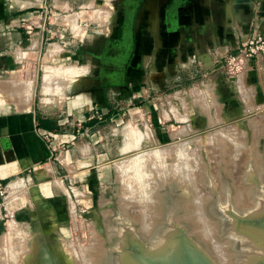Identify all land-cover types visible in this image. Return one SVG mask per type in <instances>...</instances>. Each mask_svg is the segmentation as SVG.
I'll return each instance as SVG.
<instances>
[{"label": "rangeland", "instance_id": "1", "mask_svg": "<svg viewBox=\"0 0 264 264\" xmlns=\"http://www.w3.org/2000/svg\"><path fill=\"white\" fill-rule=\"evenodd\" d=\"M40 1L6 2L31 12L38 9ZM217 1H223L224 14L222 22L213 31L214 52L218 55L213 64H207L205 69L209 72L205 76L161 95L146 97L137 108L125 109L112 121L76 135L69 148L60 144L54 158L6 183L11 186L5 199H0L1 264H27L28 254L24 255V252L30 251L29 242L33 237L41 246L54 248L64 244V249L76 250V260L69 264H96L102 253L104 258L100 261L104 263L113 217L126 215L137 225L138 235L152 224L151 232L147 233H153L147 238L150 241L164 225L163 203L169 189L175 194L173 204L179 210L173 215V221L186 224V235L203 245L208 254L222 264L219 256L215 257L212 243L218 241L222 245L230 240L232 246L233 239L218 238L220 219L211 212L215 196L204 184L205 181L209 185L206 168L208 165L209 174L217 183L216 192L221 204L226 201L223 173L236 214L254 208L250 197L252 191L256 196H262L258 186H262L261 171L264 174V0H251V9L246 6L236 8L232 0ZM195 4L196 0H46L42 9L46 13V23L59 26L64 36L62 40L68 35L71 41L74 40L75 65L69 70L75 75L76 89L80 91L92 76L98 84L116 83L126 77L134 65L131 60L134 51L145 37L152 36L159 46L166 45L165 49H175L180 41L186 53L190 49L188 45L198 44L201 38L207 44L202 35V22L196 19L201 13ZM152 8L155 12L149 17ZM72 18L74 22H68ZM192 27L196 30H191ZM54 39L50 41L57 43ZM247 40L253 44L243 46ZM62 47L60 40L58 50L61 54L64 53L60 51ZM228 55L234 57V61ZM44 69L49 79L64 74L63 69L68 72L62 58L59 63L46 65ZM181 158L189 162L187 170L192 171L190 178L193 180L188 184L178 181L174 171ZM131 163L134 164L132 167ZM248 163L258 179V186L242 183ZM193 194L198 197H191ZM198 201L202 203L201 212H206L211 219L209 222L215 223H212L215 233L211 230L209 241L193 233L198 223L194 225L190 219H184L186 214H197ZM200 225L198 227L202 229L203 225ZM143 234L139 235L142 240L148 236ZM227 245L222 254H229L228 261L234 264L239 252ZM95 246L101 254L96 253L98 248ZM2 256L5 257L2 259ZM65 257L71 256L66 253Z\"/></svg>", "mask_w": 264, "mask_h": 264}, {"label": "crops", "instance_id": "2", "mask_svg": "<svg viewBox=\"0 0 264 264\" xmlns=\"http://www.w3.org/2000/svg\"><path fill=\"white\" fill-rule=\"evenodd\" d=\"M6 1L0 0V181L5 184L54 158L60 143L69 148L76 135L112 121L130 106H140L146 97L205 76L209 72L207 64L215 61L213 31L224 15L223 1L196 0L201 13L196 19L202 22L207 44L201 38L198 44L190 43L186 53L180 41L175 49H165L166 45L159 46L152 36L148 37L137 45L131 58L134 65L126 77L116 83L98 84L91 75L85 88L77 91L75 75L69 72L75 65L74 40L69 35L67 41L62 40L59 26L46 23L42 9L46 0L31 12ZM233 5L253 7L250 0ZM154 12L152 8L148 16ZM60 40L62 54L58 50ZM61 58L68 73L46 78L44 67L59 63ZM45 135L51 140L47 141Z\"/></svg>", "mask_w": 264, "mask_h": 264}, {"label": "water", "instance_id": "3", "mask_svg": "<svg viewBox=\"0 0 264 264\" xmlns=\"http://www.w3.org/2000/svg\"><path fill=\"white\" fill-rule=\"evenodd\" d=\"M248 0H232V4ZM251 1V0H250ZM206 163V161H205ZM207 165V163H206ZM209 185L205 186L214 194L215 201L211 207L212 214L220 219L218 238H232L231 250L239 252L235 256L234 264H264V174L261 171L262 186H258V179L250 171V163L244 172L243 184H257L262 196L258 197L254 191L250 197L254 208L246 210L243 214H236L231 206V191L228 181L224 177L223 184L226 196L225 203L219 201L216 192L217 183L206 168ZM164 197L163 226L158 229L150 241L142 240L138 235V227L126 215L119 214L113 217L108 232V256L103 264H217L208 254L204 246L188 237V226L173 221V215L178 213V208L173 204L175 194L173 190L167 191ZM49 259L46 246L43 245L38 256V264L56 263L53 253L49 248Z\"/></svg>", "mask_w": 264, "mask_h": 264}, {"label": "bare ground", "instance_id": "4", "mask_svg": "<svg viewBox=\"0 0 264 264\" xmlns=\"http://www.w3.org/2000/svg\"><path fill=\"white\" fill-rule=\"evenodd\" d=\"M81 13V12H80ZM72 16L74 15V14H71ZM94 15H95V13H94ZM75 16V15H74ZM80 16H81V14H80ZM77 17V16H76ZM101 17V16H100ZM66 19V18H65ZM73 19V18H72ZM68 20V19H67ZM69 21V20H68ZM74 21V19L72 20V21H70L71 23ZM76 23V22H75ZM78 26V25H77ZM73 27V26H72ZM74 27H76V25L74 24ZM76 29V28H75ZM73 68V67H72ZM52 69V68H51ZM50 69V70H51ZM77 69V68H76ZM48 71V70H47ZM52 71V70H51ZM62 71H64V69L62 70ZM61 71V72H62ZM58 72V71H57ZM56 72V73H57ZM67 72V71H66ZM65 73V72H64ZM68 73V72H67ZM70 73H72L71 71H70ZM52 75V74H51ZM62 75V74H61ZM72 75V74H71ZM45 76H47V75H45ZM44 76V77H45ZM49 76V75H48ZM48 76L46 77V78H48ZM58 76H60V74L58 75ZM65 76V75H64ZM52 77V76H51ZM63 78V77H62ZM65 78V77H64ZM174 109V108H173ZM183 119V118H182ZM129 127V126H128ZM221 129V128H220ZM128 130V129H127ZM126 130V131H127ZM133 130V129H132ZM215 130V129H214ZM126 133V132H125ZM127 133H129V132H127ZM126 133V134H127ZM208 133V132H207ZM136 135H137V133H136ZM145 135V134H144ZM149 135V134H148ZM184 135V134H183ZM182 135V136H183ZM131 136H132V134H131ZM135 136V135H134ZM140 136V135H139ZM143 136V135H142ZM181 136V135H180ZM201 136V135H200ZM183 137H185V136H183ZM126 138V137H125ZM129 138H132V137H129ZM138 138V137H137ZM141 138V137H140ZM199 138V137H198ZM220 138V137H219ZM218 138V139H219ZM191 139V138H190ZM189 139V140H190ZM206 139V138H205ZM140 140V139H139ZM187 140V139H186ZM125 141V140H124ZM129 141V140H128ZM137 142V141H136ZM139 142V141H138ZM218 142V141H217ZM184 143H186V142H184ZM135 144V143H134ZM133 144V145H134ZM138 144V143H137ZM182 145H183V143H182ZM185 145V144H184ZM184 145H183V147H184ZM137 146V145H136ZM181 146V145H180ZM178 147V146H177ZM181 148H182V146H181ZM134 149V148H133ZM171 149V148H170ZM177 149H179V147L177 148ZM125 150V149H124ZM129 151V150H128ZM169 150H167V152H168ZM177 151V150H176ZM182 151H184V150H182ZM127 152V151H126ZM154 152H157V154L159 153V151H154ZM175 152V151H174ZM177 152H181V151H177ZM173 153V152H172ZM147 154V153H146ZM146 154H144L145 155V157H147V155ZM156 154V153H155ZM179 154H181V153H179ZM178 154V155H179ZM143 155V154H142ZM177 155V154H176ZM184 155V154H183ZM160 156V155H159ZM167 156V155H166ZM181 156V155H180ZM178 156H176V158H177ZM165 159H166V157H164ZM184 158V157H183ZM133 159V158H132ZM142 159V158H141ZM185 159H187V158H185ZM144 160H146V159H144ZM149 161H150V163H151V160L150 159H148ZM136 161V160H135ZM134 161V162H135ZM142 161H143V159H142ZM149 161H148V163H149ZM132 162V161H131ZM133 162V163H134ZM145 162V161H144ZM144 162H143V164H144ZM130 163V162H129ZM129 163H128V165H129ZM133 163H131L130 164V166L132 167L134 164ZM136 163V162H135ZM140 163V162H139ZM148 163H147V165H148ZM161 163V162H160ZM189 162H187L186 160H182V158L176 163V165H175V169H174V171L177 173V178H178V181H180V182H182L183 184H188V183H190L192 180H193V178H192V180H191V178H190V174L192 173V171L189 169V170H187V168H190V165L188 164ZM153 164V163H152ZM150 165V164H149ZM148 165V166H149ZM160 165V164H159ZM138 166V165H137ZM136 166V167H137ZM123 167V165L121 166V168ZM141 167H144V166H141ZM155 167H156V165H155ZM161 167V166H160ZM124 168V167H123ZM151 168V167H150ZM157 168V167H156ZM174 168V167H173ZM142 169H144V168H142ZM136 170V169H135ZM132 171V170H131ZM146 171H148V170H146ZM137 172V171H136ZM154 172V171H153ZM173 173V172H172ZM118 174H120L119 172H118ZM123 174V173H122ZM146 174V173H145ZM151 174H153V173H151ZM150 174V175H151ZM133 175H135V174H133ZM140 175V174H139ZM161 175H162V173H161ZM160 175V176H161ZM193 175V174H192ZM156 176V175H155ZM173 176V175H172ZM175 176V175H174ZM123 177V176H122ZM128 177V176H127ZM134 177V176H133ZM147 177H148V175H147ZM158 177V176H157ZM126 178V177H125ZM125 178H124V180H125ZM171 178V177H170ZM177 178H176V180H177ZM121 179V178H120ZM163 179V178H162ZM173 179V178H172ZM144 180H145V178H144ZM170 180V179H169ZM127 181V180H126ZM133 181V180H132ZM136 181V180H135ZM141 181H142V179H141ZM148 181V180H147ZM146 181V182H147ZM177 181V182H178ZM140 182V181H139ZM123 183H124V181H123ZM144 183V182H143ZM159 183V182H158ZM127 184V183H126ZM139 184H141V183H139ZM131 185V184H130ZM136 185V184H135ZM178 185H180V183L178 182ZM146 186V185H145ZM186 186V185H185ZM185 186H183L184 188H185ZM125 187V186H124ZM130 187V186H129ZM137 188V187H136ZM181 189H182V184H181ZM146 190V189H145ZM141 191V190H140ZM127 192V191H126ZM146 192V191H145ZM153 192H155V191H153ZM150 194H151V192H150ZM191 194V193H190ZM196 194V193H195ZM194 195V194H193ZM191 195V197H193V198H197L198 197V195ZM136 196V195H135ZM139 196V195H138ZM140 197V196H139ZM142 198V197H141ZM150 200V199H149ZM191 203V202H190ZM196 203V202H195ZM198 203V207L196 206V209H197V211H196V215H190V214H186L185 215V217H184V219L186 218V219H190V221H193L194 222V225H196L197 223H198V225L199 226H201L200 224H202L203 225V228L202 229H200V227H198V225H197V227H195V228H193V233L194 234H196L199 238H205V240H210V239H208V238H210L209 237V234H210V232L212 233V231L213 230H215L214 229V222H209V220L211 221V219L205 214L206 212H201L202 211V209H200V206H202V203L201 202H197ZM193 205H194V203H193ZM191 207V206H190ZM147 208V207H146ZM150 208V207H149ZM193 208H194V206H193ZM154 209V208H153ZM142 211V210H141ZM154 211V210H153ZM152 216V215H151ZM139 219V218H138ZM147 219V218H146ZM209 219V220H208ZM137 220V219H136ZM158 221V220H157ZM157 223V222H156ZM156 223H153V225L154 224H156ZM212 223H214V224H212ZM141 224V223H140ZM151 224V223H150ZM158 224V223H157ZM10 226H11V224H9ZM149 225V224H148ZM152 225V224H151ZM150 225V227H144L143 228V232L141 231V233L139 234V235H141V234H143V233H145V234H143L144 236H146V235H148L147 233L148 232H151L150 230H152L151 228H152V226ZM8 226V225H7ZM141 226V225H140ZM146 226H147V224H146ZM14 227V226H13ZM154 227V226H153ZM206 227L208 228V229H206ZM10 229L12 228V227H9ZM205 228V229H204ZM216 228V227H215ZM9 229V230H10ZM12 230V229H11ZM139 230V229H138ZM212 230V231H211ZM15 233L17 232V231H14ZM153 232V231H152ZM214 232V231H213ZM215 233V232H214ZM213 233V234H214ZM9 234V233H8ZM152 235L153 233H149V235ZM213 234H211V236L213 235ZM149 235L146 237V239H144V240H147V238L149 237ZM7 236V235H6ZM12 236V235H11ZM13 236H14V233H13ZM16 236V235H15ZM214 238H215V236H213ZM213 237H212V239H213ZM8 238H9V236H8ZM98 237H96V239H97ZM145 238V237H144ZM11 239V238H10ZM9 239V240H10ZM22 239V238H21ZM150 239V238H149ZM216 239V238H215ZM18 240H20V239H18ZM23 240V239H22ZM95 240V239H94ZM11 241V240H10ZM147 241H149V240H147ZM230 241V240H229ZM229 241L228 242H225V243H223L222 245H219L217 242H214V243H212V249H213V251L215 252L214 254H216V256L215 257H217V255L219 256V258H220V262H222V264H231V263H229V254L228 255H223L222 253L224 252V250L225 249H227V244H229V247L231 246V244L229 243ZM16 242H17V240H16ZM207 242V241H206ZM211 242H213L212 240H211ZM211 242L209 243V244H211ZM224 242V241H223ZM10 243V242H9ZM30 246H29V248H30V251H27V252H24V255H26V253L28 254V255H26V257H24V259L26 258V263L27 264H38V256H39V254H40V252H41V249H42V247L43 246H41L40 244H39V241L35 238V237H33L31 240H30ZM208 243V242H207ZM19 244V243H18ZM101 244H102V242H101ZM22 245V244H21ZM63 245L64 244H59V245H57L56 247H52V246H49V248H50V250L52 251V253H53V256H54V259H55V262L56 263H61V264H69V263H71V262H74V260H76V256L77 255H75V254H77V253H75L76 252V250H74V249H71V250H69V249H64L63 248ZM91 245H93V244H91ZM227 245V246H226ZM87 246V245H86ZM209 246V245H208ZM225 246H226V248H225ZM18 247V246H17ZM19 247H20V245H19ZM18 247V248H19ZM24 247V246H23ZM85 247V246H84ZM83 247V248H84ZM96 247V246H95ZM95 247H94V249H95ZM210 247V246H209ZM18 248H17V250H18ZM55 248H57L58 250L56 251V249ZM80 248V247H79ZM86 248V247H85ZM96 248H98V247H96ZM100 249H101V247H100ZM221 249V250H220ZM13 250V249H12ZM14 250H16V248L14 249ZM16 250V251H17ZM46 250H47V253H48V256H49V258L51 257L50 256V253H49V249H48V247H46ZM97 250V251H96ZM95 251H96V253L97 254H101L102 252H99L100 250H99V248L98 249H96ZM229 251H230V249H228ZM19 251V250H18ZM21 251V250H20ZM101 251H102V249H101ZM212 250L210 251L211 253L213 252ZM226 251V250H225ZM14 252V251H13ZM18 253V252H17ZM20 253V252H19ZM66 253H68V255L69 256H71L70 258H66L65 257V255H66ZM10 254V253H9ZM103 254V253H102ZM101 254V256H100V259L103 257V255ZM17 255V254H16ZM20 255V254H19ZM96 255V254H95ZM105 255V254H104ZM213 255V254H212ZM230 255H233V254H231L230 253ZM10 256V255H9ZM3 257H5V256H2V259H3ZM8 257V256H7ZM11 257H12V261H13V259H14V253L11 255ZM0 258H1V256H0ZM88 258V257H87ZM98 258H99V255H98ZM97 258V259H98ZM104 258V257H103ZM102 258V259H103ZM17 259H18V256H17ZM84 259V258H83ZM100 259L98 260V261H100ZM6 260V262H8L7 261V259H5ZM79 260V259H78ZM90 260V259H89ZM229 260V261H228ZM98 261H96V264H98L99 262ZM102 261V260H101ZM100 261V262H101ZM218 261V260H217ZM16 262V261H15ZM94 262V261H93ZM103 262V261H102ZM101 262V263H102ZM2 263V262H1ZM0 263V264H1ZM9 263V262H8ZM7 263V264H8ZM17 263V262H16ZM76 263V262H75ZM217 263V262H216ZM12 264V263H11ZM100 264V263H99ZM103 264V263H102ZM218 264V263H217Z\"/></svg>", "mask_w": 264, "mask_h": 264}, {"label": "built area", "instance_id": "5", "mask_svg": "<svg viewBox=\"0 0 264 264\" xmlns=\"http://www.w3.org/2000/svg\"><path fill=\"white\" fill-rule=\"evenodd\" d=\"M28 31L30 32L31 29H28ZM240 37L242 38L241 34H240ZM258 40H262V37H258ZM252 44H253V42L252 41H248V40L246 42L242 43L243 46H248V45H252ZM214 53H215V56L218 55L217 51H215ZM228 57H231V56L228 55ZM219 58H221V57H219ZM231 60L234 61V57L233 58L231 57ZM130 108H137V107L130 106L127 109H130ZM45 139L47 141H50L51 140V136L50 135H45ZM60 144H63V143H60ZM8 187H9V185H7L5 183H2L0 181V199H2V200L5 199L4 195L7 193ZM4 216H6V215H4Z\"/></svg>", "mask_w": 264, "mask_h": 264}, {"label": "flooded vegetation", "instance_id": "6", "mask_svg": "<svg viewBox=\"0 0 264 264\" xmlns=\"http://www.w3.org/2000/svg\"><path fill=\"white\" fill-rule=\"evenodd\" d=\"M147 39L146 37L144 38V40Z\"/></svg>", "mask_w": 264, "mask_h": 264}]
</instances>
